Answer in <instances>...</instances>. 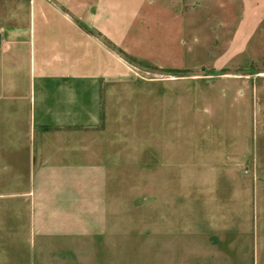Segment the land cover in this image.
<instances>
[{
    "label": "crops",
    "instance_id": "obj_1",
    "mask_svg": "<svg viewBox=\"0 0 264 264\" xmlns=\"http://www.w3.org/2000/svg\"><path fill=\"white\" fill-rule=\"evenodd\" d=\"M194 14L157 0H0V264H98L87 255L98 215L129 206L110 194L127 193L136 169L146 183L152 169L164 183L168 167L264 169V0H208ZM204 19L238 21L251 63L239 74L212 66L202 95L237 125L208 130L206 148L184 156L167 83L198 81L176 73L185 25ZM253 184L192 191L189 256L173 264H264V175Z\"/></svg>",
    "mask_w": 264,
    "mask_h": 264
},
{
    "label": "rangeland",
    "instance_id": "obj_2",
    "mask_svg": "<svg viewBox=\"0 0 264 264\" xmlns=\"http://www.w3.org/2000/svg\"><path fill=\"white\" fill-rule=\"evenodd\" d=\"M173 10L182 11L189 20L191 13L200 15L207 12L208 0H157ZM194 14V15H195ZM211 23H187L184 28V67L176 74L183 76L198 75V81L183 80L167 83L168 128L182 133L179 144L185 152L192 144L206 148L205 137L210 129L218 127L234 129L237 121L233 116L220 119V109L207 101L203 91L211 89L208 79L213 73L212 66H222L219 73L239 74L248 67L249 57L241 54L236 45L239 23L222 25L215 19ZM167 60V58H166ZM166 62V61H165ZM133 73L137 76H152L141 65L132 63ZM136 64V65H135ZM253 67V66H251ZM170 71L166 72L169 77ZM218 91V87L214 88ZM228 99L237 96V88L229 87ZM177 108V109H176ZM231 111L233 107L231 106ZM226 111V110H225ZM175 112L177 118H174ZM223 112V110H221ZM230 112V111H229ZM232 113V112H231ZM254 117V115H252ZM250 127L255 129L252 120ZM249 125V124H248ZM194 133V134H193ZM198 133V136L196 135ZM186 157H183L185 159ZM142 169H136V182L127 185L128 192L110 194L112 203L129 199V206L106 210L111 214L98 215V249L92 253L88 248V261L98 256V264H173L188 259L191 235L190 208L192 191L206 186L224 187L226 191H244L255 178L264 175V169L254 167L232 168H167L164 183L158 182V169L151 171V183L143 182ZM213 182H216L215 185ZM225 182V183H224ZM224 183V184H223ZM126 186V185H125ZM122 187V186H121ZM162 190V191H160ZM166 198L160 199L164 196ZM127 197V198H126ZM127 202V203H128ZM117 213V214H115ZM171 262V263H170Z\"/></svg>",
    "mask_w": 264,
    "mask_h": 264
}]
</instances>
